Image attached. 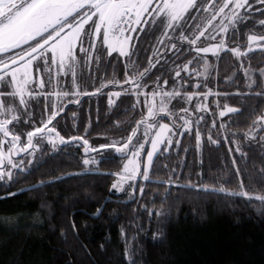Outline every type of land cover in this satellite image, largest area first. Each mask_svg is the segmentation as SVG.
I'll use <instances>...</instances> for the list:
<instances>
[{
  "label": "trees",
  "instance_id": "trees-1",
  "mask_svg": "<svg viewBox=\"0 0 264 264\" xmlns=\"http://www.w3.org/2000/svg\"><path fill=\"white\" fill-rule=\"evenodd\" d=\"M259 18L264 17L255 12L232 26L226 39L229 47L247 48V36L262 31L255 23ZM144 36L136 43L141 71L148 58L153 59L156 39ZM195 55L182 51L160 62L144 82L150 88L158 76L159 84L164 79L170 82L174 68ZM117 57V53L104 55L95 72L106 81L123 79L126 60ZM207 58L212 66L211 88L216 91L209 99V112L196 128L177 138L179 143L160 151L148 180H135L118 192L111 185L118 179L113 173L122 168V154L114 151L96 164L84 165L86 156L109 149L86 154L82 141L60 144L58 140L57 151L46 145L30 169L0 183V264H264V207L259 201L204 194L188 186L189 180L195 185L217 179L230 181L227 186L238 190L243 179L246 190H262L264 131L256 139L245 134L256 116L264 114L260 94L264 49L240 58L224 50ZM190 65L199 69L195 61ZM191 76L184 79L191 81ZM186 90L195 91L192 86ZM45 102L36 103L40 117L48 113ZM135 103L136 97L129 94L121 95L114 106L108 104L107 93L85 97L79 105L68 106L50 127L65 137L83 136L94 146L98 139L120 140L143 112L138 105L132 108ZM225 104L239 112L221 117ZM209 133L217 143L209 141ZM238 145L243 158L235 152ZM234 157L240 177L235 174ZM170 177L173 183H164Z\"/></svg>",
  "mask_w": 264,
  "mask_h": 264
},
{
  "label": "snow or ice",
  "instance_id": "snow-or-ice-1",
  "mask_svg": "<svg viewBox=\"0 0 264 264\" xmlns=\"http://www.w3.org/2000/svg\"><path fill=\"white\" fill-rule=\"evenodd\" d=\"M254 3L260 7H254ZM193 11L200 13L199 21L192 15ZM255 12H259L260 16L264 17V0H0V83L12 87V92L8 95L18 97L19 104L23 105L25 110L28 108L26 96L41 95L29 86L34 85L44 89L56 79L59 88L61 74L65 77L71 76V86L75 91L69 92L60 88L58 91L44 95L46 97L53 95L58 99L71 96L75 102H79V96L88 93H82L79 89L76 68L80 64L81 56L87 63L93 60L94 52L97 63L103 59L104 55L111 57L113 53H118L117 59L123 57L126 60L123 79L113 78L102 81L100 87L95 88L94 92L112 85L114 90L108 93V104L113 105V97H120L124 93L136 97V103L132 105L133 109L141 103L140 96L143 94V104L146 108V112L140 113V119L134 120V126H131L130 132L125 137H121L119 141L91 146L89 140L83 136L65 137L54 126L50 127L52 120L64 110L62 105L53 103L48 118L41 120L39 126L27 131L26 143H22V133H17L9 127L13 121L20 120L16 106L5 104L3 100H0V180H3L5 176L8 180H12L14 175L26 171L25 160L18 158L20 153L32 157L27 159V164L31 165L35 158L34 150L40 146L38 142L34 143V138L42 139L45 136L53 148L57 147V140L60 144L68 141H82L86 154L89 151L97 152L98 149L109 148L121 153L123 165L121 169L113 173L118 179L112 183V189L120 191L126 182L135 181L138 176L148 180L153 166V157L160 150V146L173 143L171 137L176 129V122L173 120L171 124L165 123L164 119L174 115L173 109H170L168 104L171 102V97L180 93L175 88L171 91L160 89V76L157 77L156 89L143 91L147 88V83L142 81L155 67V63L149 57L148 64L143 66L142 71L129 70V64L134 69L140 66L135 44V41L140 38L138 34L145 33L144 38L149 35L156 39L168 38L170 44L168 50H174L175 53L187 51L191 55L194 52L196 55L183 63V70L189 71V65L195 61L200 67L196 75L207 77L211 67L207 58L208 53L218 57L221 51L228 50L235 57L240 58L245 56L254 45L264 49V18L255 21L262 31L247 36V48L242 50L239 46L229 47L226 43L229 27ZM217 20L218 23L214 24ZM147 28H151L152 32H147ZM235 36L236 30L233 27L231 33L233 40ZM202 37L203 40H201ZM185 41L188 47L184 46ZM53 69H55V76ZM180 71L181 68L177 65L175 68L177 77H180ZM261 71L264 73V69ZM245 75H248L247 70ZM163 83L166 85L168 80L164 79ZM253 83H255L254 80L250 81L249 87ZM209 94L211 90L203 95L206 97ZM260 94L264 95V91ZM2 95L4 93L0 92V96ZM193 95L201 94L185 93L188 100H191ZM202 107L204 106L198 104L195 111L199 112ZM45 110H48L47 100ZM179 111L185 113L179 117V120L183 121L179 128L190 130L193 121L187 115L188 109L180 108ZM233 112L238 113L239 109L225 104L219 115L223 117L226 113ZM200 119L203 117L195 121L197 125ZM141 125H143V132L138 135ZM212 126L216 127L215 121ZM258 127L264 131V114L256 116L245 135L255 139L254 133ZM195 139L199 146L201 132L198 127ZM208 139L212 143L218 142L213 139L211 133ZM148 143L151 145L150 148L145 147ZM235 152L240 153L241 158L245 155L239 145L235 148ZM145 153L146 155H142ZM93 162L87 156L83 159L84 165H90ZM232 164L235 167L236 176L240 177L242 174L235 157ZM259 173L264 180V166L259 169ZM164 183L171 185L173 180L170 177ZM230 183V181L213 179L208 183L193 185L189 180L188 186L204 194L221 193L225 197H245L249 202L256 200L261 207H264V185L261 186L262 190L248 191L243 179L239 180L238 190L228 187ZM141 192H143L142 187ZM99 211L98 208L97 214ZM156 214L160 215L159 212ZM73 227H75L74 223Z\"/></svg>",
  "mask_w": 264,
  "mask_h": 264
},
{
  "label": "rangeland",
  "instance_id": "rangeland-1",
  "mask_svg": "<svg viewBox=\"0 0 264 264\" xmlns=\"http://www.w3.org/2000/svg\"><path fill=\"white\" fill-rule=\"evenodd\" d=\"M254 7L259 8L260 5L254 3ZM241 11L243 12L244 10L242 9ZM248 11L251 12V10H248ZM192 15L196 16L197 21H199L200 13L193 11ZM204 15H207V13H204ZM89 23H91V22H89ZM189 23H193V21H189ZM216 23H218V20L214 21V24H216ZM231 27L232 26H230L229 29ZM147 29L152 30L151 28H147ZM142 33L143 32L138 34L139 37L142 35ZM133 35H137V34H133ZM170 35H171V33H170ZM138 39L135 41V44L137 43ZM203 39L204 38L202 37L201 40H203ZM161 41H163V42H161ZM213 42H216V41H213ZM183 44H184V46L188 47L186 41L183 42ZM97 47L98 48L100 47L99 43L97 44ZM169 48H170V44L168 42V38L161 37L160 39H155V41H154V56H153V59H154L153 62L155 63V65H158L162 61L166 62L169 60V58H172L178 54V53H175L174 50L169 51L168 50ZM258 48L259 47L254 45L253 48L250 49L249 51L255 50ZM95 55H96V53L94 52L93 53V60L89 61L87 63L84 61L83 56H81L80 64H78V66L76 68L77 84L79 85V89L82 93H84V92L88 93V94L80 95L78 98L79 102H75L74 98L71 96L58 99L56 96H53V95H49L47 97L44 95L45 93L50 94L52 92L58 91V90H60V88H63L64 90H67L69 92L75 91V89L72 88V86H71V76L70 75L67 77L63 76V74L60 75V77H59V88H58V84H57L56 79H54L52 81V83L50 85H47L44 89H40L38 87H34V85H30L29 87H31L33 89V91L39 92V93H41V95H39V96H26V100L28 102V108L26 110H25L23 105L19 104V98L18 97H13L11 95H8V93L12 92V87L9 85L0 83V92L4 93V95L0 96V100H3L5 102V104H14L17 108L18 115H20L19 122L13 121L9 125V127L17 133H22V136H21V142L22 143H26V132L27 131L31 130L34 127L39 126V123L41 120H46L48 118V116L50 115L51 105L53 103H56L57 105H62L64 110H65V109H67L68 106H70L72 104L79 105L80 102L85 97L99 96L103 93L108 94L110 91L114 90L112 85H108L107 87L101 88V90L99 92H94L95 88L100 87L102 81H106L101 74L99 75L95 72L96 67H100L99 64L101 62L100 61L99 63H97L95 61ZM201 55H204V54H201ZM209 55H212V54L208 53L207 57ZM123 59H125V58H123ZM208 60H209L210 66H211L210 59L208 58ZM157 61H158V63H157ZM128 67H129L130 71L131 70L132 71L138 70V69H134L131 64H129ZM196 67L199 69H196V68L193 69L191 67V65H189V71H184L183 67L181 65L180 66V68H181L180 77H177L175 75V68H176L175 67L174 73L172 74V80L170 82H168L166 85L164 83L159 84L160 89L165 90V91H171L173 88H175L180 93V95H176V96H173L170 98L171 102L168 104V107L170 109H173L174 115L170 118L165 117V119H169L170 122L168 120H164L165 123H170V124L172 123L173 120H175V122H176V129L174 131V134L171 137L173 143L171 145H168L166 143L161 145L160 150L153 157V162H154L156 156L160 153V151L163 148L166 147L167 149H169L174 143L177 142V138L181 137L184 132L191 131L194 128H196V126H198L202 121H204L206 114L209 112V99L212 95H216L215 89L211 88L212 66L209 69V75H207V77L202 76V75L201 76L196 75V72L200 71V67L199 66H196ZM93 71H94V73H93ZM55 74H56L55 69H53V75L55 76ZM189 75H194V76H191V77H193L191 79V81L188 79H184L185 76H189ZM45 78H47L46 74H45ZM114 78H118V77H114ZM181 78H183V79H181ZM144 80H145V78H144ZM144 80L142 82H144ZM185 81H187V82H185ZM156 86H157V84H155L154 87L150 88V86L147 85V88L143 89V91H151L153 89H156ZM190 86H192L195 91L186 90ZM199 89H202V90H199ZM209 90H211V94H209L205 97L203 94L208 93ZM189 92L200 93L201 95H193L192 99L188 100L185 96V93H189ZM123 94L124 93H122L121 95H123ZM119 98L120 97H113L114 104L111 106H114ZM41 100H47L48 110H46V111L48 113H47V115H45V116L41 115V117H40V115L36 113V111H37L36 103H38V101H41ZM70 101H72V102H70ZM140 101H141V103L137 104L138 107L140 109H142L143 112H146V108L144 107V104H143V101H144L143 94H141V96H140ZM157 102H158V100H157ZM198 104L204 106L201 108V110L199 112L195 111V108ZM180 108H187L188 109L187 115H188L189 119L193 121V124H192L190 130H185V129L179 128V125L183 123V121L179 120V117L185 115L184 112L179 111ZM63 111L59 112L58 115H60ZM199 117H203V119H200L199 124L197 125L195 123V121ZM260 131L261 130L258 127L256 129V132L254 133L255 139L258 138V136L260 135ZM142 132H143V125H141V127L139 129L138 135L142 134ZM262 140H263V142L261 143V145L264 147V137L262 138ZM113 141H119V140L107 138V139H100V140L98 139L97 142H99V143H111ZM36 142H38L40 146L34 150V157L35 158H34L33 163L31 165L27 164V159H31L32 157H27V156H25L24 153H20V156L18 157V158H22L25 160L24 167L27 170L30 169L32 167V165L36 162L38 156L40 155L41 151L43 150V147H45L46 145H48L49 147H51L53 150H56V151L59 149L58 145L56 148H53L52 145L48 143L46 136L43 137L42 139L34 138V143H36ZM57 144H58V140H57ZM90 145L94 146V145H92L91 141H90ZM145 147L150 148L151 147L150 143L146 144ZM5 148H7V144H5ZM114 151L115 150L111 149V148H109V150H101V151H99L100 154H98V155L95 154V156L89 157V159L94 161L92 164H96V162H98L100 159H102L105 155H107L108 153H113ZM142 155H146V153L142 154ZM13 172L15 173L16 170L14 169ZM138 177L141 178V180L143 179L140 176H138ZM138 177L136 180H138ZM9 181L10 180L7 179V176H5V178L3 180H0V183H5V182H9ZM131 182H133V181L126 182L123 186V189L126 187V185H128ZM123 189L118 191V192H122Z\"/></svg>",
  "mask_w": 264,
  "mask_h": 264
},
{
  "label": "water",
  "instance_id": "water-1",
  "mask_svg": "<svg viewBox=\"0 0 264 264\" xmlns=\"http://www.w3.org/2000/svg\"><path fill=\"white\" fill-rule=\"evenodd\" d=\"M138 180H141V178L138 177ZM138 184V182H136V185ZM136 185H135V188H136ZM134 188V189H135ZM136 190V189H135ZM135 190H134V193H135Z\"/></svg>",
  "mask_w": 264,
  "mask_h": 264
}]
</instances>
